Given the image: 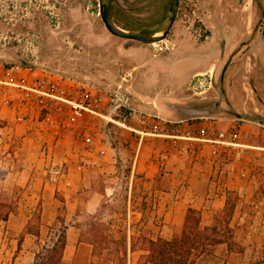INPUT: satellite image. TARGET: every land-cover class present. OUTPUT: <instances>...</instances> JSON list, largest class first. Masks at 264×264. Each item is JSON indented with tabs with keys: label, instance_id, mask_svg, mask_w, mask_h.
I'll return each instance as SVG.
<instances>
[{
	"label": "rangeland",
	"instance_id": "rangeland-1",
	"mask_svg": "<svg viewBox=\"0 0 264 264\" xmlns=\"http://www.w3.org/2000/svg\"><path fill=\"white\" fill-rule=\"evenodd\" d=\"M167 3L113 0L112 18L135 30ZM212 102L203 117L171 108ZM182 186L202 206L235 205L212 218L220 232L230 218V250L194 264H264V0H180L151 45L111 36L98 0H0V264L54 263L71 221L94 264H144V239L174 231L164 193Z\"/></svg>",
	"mask_w": 264,
	"mask_h": 264
},
{
	"label": "trees",
	"instance_id": "trees-1",
	"mask_svg": "<svg viewBox=\"0 0 264 264\" xmlns=\"http://www.w3.org/2000/svg\"><path fill=\"white\" fill-rule=\"evenodd\" d=\"M0 200V221H5L7 215L11 212V206L1 202ZM227 200L224 203L223 209L216 214H223L226 210L229 217L232 216L235 205L232 204L230 208H227ZM213 220L212 224L207 226L204 225L201 220L199 213L189 208L186 211L184 223L180 233L172 234L169 239H162L157 237L155 240L151 238L144 239L147 249L146 261L154 264H194L195 259L200 257L202 254L209 252L212 247L225 244L227 250H230L225 235L230 233V218L223 225V232H220ZM65 229V227H63ZM65 231V230H64ZM64 231L62 232L57 246L59 250V257L54 263L47 258H41L38 255L35 256L33 264H59L61 251L64 247ZM55 245L50 250L55 249Z\"/></svg>",
	"mask_w": 264,
	"mask_h": 264
},
{
	"label": "crops",
	"instance_id": "crops-1",
	"mask_svg": "<svg viewBox=\"0 0 264 264\" xmlns=\"http://www.w3.org/2000/svg\"><path fill=\"white\" fill-rule=\"evenodd\" d=\"M5 84H7L6 82H4ZM74 112V110L72 111V113ZM74 114V113H73ZM75 115V114H74ZM82 113H78L77 116H81ZM193 140H199L197 138H194ZM203 141H207L210 142V146L212 147V149L215 148H219L220 146L218 145V143H221L220 141H216V140H203ZM217 145V146H216ZM234 147H238L241 148L243 147L242 145H238V144H233ZM212 153H214V155L216 154L215 151H213ZM217 157L219 156V154H216ZM224 160H222V164H225V162H223ZM192 174V173H191ZM223 177L225 178L227 176V184L229 182V178L231 177V179H235V177H238V171L234 172V171H230L227 172L226 174H222ZM181 176V175H180ZM182 176H184V178H186V176L183 174ZM190 178H188V182H189ZM192 188L195 187L194 185L191 186ZM184 187H180L179 189H175V190H170L169 193H164L169 197H171L169 199L168 205L165 206H161L160 208V217H161V221L163 224V227L166 229H171L174 230L172 232V234H178L180 233L183 223H184V218L186 215V211L191 208L196 210L199 213L200 216V220L204 225H211L212 224V218L214 214L219 213L223 207H224V197L222 195L217 196L216 195V199L212 200L209 204V206H202V204H197L194 203L193 201H191V194L192 192H190L189 190H185L183 189ZM191 189V188H190ZM174 196V197H173ZM194 196V195H193ZM77 206L76 203L74 204V214L76 216L77 214ZM235 211V207L233 212ZM73 214V215H74ZM230 226V224H229ZM161 238V236H159ZM151 239L155 240L156 238L150 237ZM225 244H219L216 245L214 247H219V246H223ZM226 247V245H225ZM18 249V247H17ZM130 250V248H129ZM226 251L227 247H226ZM139 254L145 258H147V251H145L144 249L139 248L138 250ZM129 253L134 254L135 251L130 250ZM20 255H22V257H25L26 254L21 253ZM21 256H16L13 259V263L12 264H18V261L22 260ZM140 257V256H139ZM94 254H93V245L89 244L88 242L82 240L81 235H80V227L78 225H76L74 223V221H71V223H69L67 225V227L65 228L64 231V247L61 251V255H60V263L59 264H94ZM144 264H154L152 262L149 261H145ZM260 264V263H258Z\"/></svg>",
	"mask_w": 264,
	"mask_h": 264
},
{
	"label": "water",
	"instance_id": "water-1",
	"mask_svg": "<svg viewBox=\"0 0 264 264\" xmlns=\"http://www.w3.org/2000/svg\"><path fill=\"white\" fill-rule=\"evenodd\" d=\"M111 3L112 0H98V15L104 29L115 38L151 45L167 36L176 18L179 0H169L167 10L161 20L140 30H125L117 26L111 17ZM217 105L218 103H213L211 109L214 110ZM171 108L186 118L208 115V111L204 108H189L180 105H171Z\"/></svg>",
	"mask_w": 264,
	"mask_h": 264
},
{
	"label": "flooded vegetation",
	"instance_id": "flooded-vegetation-1",
	"mask_svg": "<svg viewBox=\"0 0 264 264\" xmlns=\"http://www.w3.org/2000/svg\"><path fill=\"white\" fill-rule=\"evenodd\" d=\"M180 1V0H179ZM112 2H113V0H112ZM168 3H169V0H168ZM168 3H167V7H168ZM111 6H112V3H111ZM167 7H166V10H167ZM178 9H179V4H178ZM166 10H165V12H166ZM165 12H164V14H165ZM110 13H111V8H110ZM177 13H178V10H177ZM164 14L156 21V22H154V23H152L151 25H148V26H145V27H142V28H138V29H135V30H140V29H143V28H146V27H149V26H152V25H154V24H156L158 21H160L161 20V18L164 16ZM111 17H112V13H111ZM176 17H177V15H176ZM113 19V18H112ZM175 20H176V18H175ZM114 21V20H113ZM175 22V21H174ZM116 24V23H115ZM174 24V23H173ZM173 24H172V26H173ZM171 26V27H172ZM171 29V28H170ZM170 31V30H169ZM169 33V32H168ZM168 35V34H167ZM166 38V37H165ZM134 42V41H133ZM136 43H140V42H136ZM140 44H142V43H140ZM146 45V44H145ZM213 103H215V102H212V103H210V104H207V105H203L202 107H200V108H204V109H206L207 111H208V115H210L211 113H213L214 111H218V109L220 108V103L215 107V109L214 110H212L211 109V106H212V104ZM217 103V102H216ZM198 108V107H197ZM207 115V116H208Z\"/></svg>",
	"mask_w": 264,
	"mask_h": 264
},
{
	"label": "built area",
	"instance_id": "built-area-1",
	"mask_svg": "<svg viewBox=\"0 0 264 264\" xmlns=\"http://www.w3.org/2000/svg\"><path fill=\"white\" fill-rule=\"evenodd\" d=\"M38 85H40V84H38ZM68 103H70L73 106V108H74L73 113L75 115H78V113H80V111L77 108L82 109V110H87L86 107H83L82 105L78 104L77 102L69 101Z\"/></svg>",
	"mask_w": 264,
	"mask_h": 264
}]
</instances>
